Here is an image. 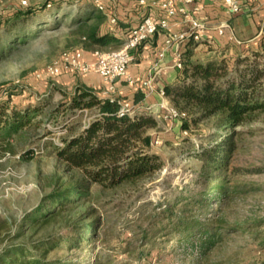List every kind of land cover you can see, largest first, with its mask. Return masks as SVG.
I'll list each match as a JSON object with an SVG mask.
<instances>
[{
  "label": "trees",
  "instance_id": "obj_1",
  "mask_svg": "<svg viewBox=\"0 0 264 264\" xmlns=\"http://www.w3.org/2000/svg\"><path fill=\"white\" fill-rule=\"evenodd\" d=\"M71 2L48 0L41 6L18 7L9 18L0 19V28L6 23L5 31L10 34L15 31L18 41L25 40L27 34L23 33L30 26L43 27ZM126 5L132 9L135 6ZM98 10L91 8L73 19L72 24L78 25L83 43L88 48L103 49L121 45L131 29L126 27L125 17H119L115 30L104 29L107 12ZM109 14H115L113 9ZM92 20L95 22L89 24ZM61 21L55 22L56 28ZM260 41V49L203 61L193 59L194 47L199 42L188 40L182 52V79L176 85L167 86L165 91L172 103L187 113L185 129L202 121L212 122L206 136L208 142L196 153L201 162L197 175L199 188L174 204L165 207L161 204L145 217L135 218L136 225L140 226L139 230H133L141 241L139 246L151 243L153 251L175 245L174 254L183 252L182 264H202L208 261V255L225 235L238 230L228 221L224 210L241 192L237 177L243 170L237 161L242 138L237 127L256 121L264 113V83L261 82L264 33ZM62 91L65 98L46 112L38 100L25 105L10 97L0 101V141H8L37 126L39 121L35 118L42 113L58 118L78 109L97 110L95 118L80 131L63 136L62 145L51 144L56 157L68 169H77L83 179L53 190L26 214L16 231L9 234V241L0 248V264H83L82 260H74L79 253L74 251L91 249L92 243L100 238L102 218L94 216L93 208L77 214H72V210L88 195L90 185L98 184L106 189L136 185L162 167L161 156L146 148L152 139L145 134L146 127L156 124L154 118L141 112L121 113L119 97H102L84 84H78L71 94ZM141 99L138 96L136 101ZM51 224L55 226L47 228ZM124 249L127 253L133 251L130 245ZM90 251L94 254L93 264H101L100 252ZM110 262L108 259L103 264Z\"/></svg>",
  "mask_w": 264,
  "mask_h": 264
},
{
  "label": "rangeland",
  "instance_id": "obj_2",
  "mask_svg": "<svg viewBox=\"0 0 264 264\" xmlns=\"http://www.w3.org/2000/svg\"><path fill=\"white\" fill-rule=\"evenodd\" d=\"M47 1L27 0V4H22V0H0V19L9 18L18 7L41 6ZM71 1L59 11L57 17L48 19L43 27L32 25L24 31L23 34H27L25 40L18 41L15 31L12 34L5 31L6 23L0 28V98L10 97L22 105L38 100L45 112L53 109L65 98L64 92L54 83L56 80L47 79V83L41 84L43 79L38 74H41L44 67L63 50L80 46L87 49L79 34L78 25L72 24L76 14L85 13L91 8L99 9L98 2L104 4V13L107 12V15L103 20V27L107 29L110 28L109 13L112 7L121 2ZM122 1L135 5L131 11L135 15L134 19H140L144 14L150 13V10H156L151 4L160 0H145V4H141L140 0ZM242 2L247 4L250 1ZM120 9L118 6L114 12L118 21L119 17L123 18L127 12L124 11L125 8L122 11ZM219 17L214 16L212 20ZM57 20L62 21L56 28ZM93 22L95 21L92 20L89 24ZM260 22L264 26V21ZM215 23L210 21L209 28L216 26ZM234 34L239 40L243 38V35L236 32ZM13 41L15 42L12 43ZM198 42L194 47L193 59L203 61L211 57L221 59L228 45L234 47L233 53L228 52L229 55H226L228 58L251 49H260V46L255 44L248 43L250 45L247 46V42ZM250 58L253 60L254 57ZM232 65L233 62L230 66ZM243 66L244 64H240V67ZM81 75L77 74L76 78L79 79ZM261 82L264 83V76ZM124 102L132 103L131 100ZM135 109L136 112L143 111L139 106ZM47 114L48 112L37 115V126L14 135L8 141H0V248L9 241V234L16 231L26 214L36 208L45 196L57 188L83 179L77 169H68L56 157L51 144L61 145L63 136L70 135L72 131H80L84 124L95 118L97 110L78 109L58 118H50ZM144 115L156 120V124L146 127L145 134L152 138L146 148L161 156L162 167L136 185L106 189L98 184H91L88 195L72 210V214H77L87 208H93L96 211L94 216L102 218L100 238L92 243L90 249L100 252L101 264L108 259H111L109 264L183 262V252L174 254L175 245L153 251L151 243L144 247L139 246L141 241L134 233L140 226H137L134 220L152 213L161 204L163 207L166 204H174L180 197L187 196L199 188L197 175L201 162L196 153L203 143L208 142L206 136L212 128V122L202 121L198 125H191V129L185 134L184 119L175 121ZM237 129L241 130L239 136L242 138L237 161L243 170L237 177L241 192L228 203L224 212L228 221L238 230L225 235L208 255V261H203L202 264H264V113L260 114L256 121L240 125ZM64 213L68 214L66 211ZM127 224L132 227H127ZM53 226L55 224L47 228ZM128 245L133 249L131 253L125 252L124 248ZM90 250L74 251L79 252L74 260L93 264L94 254ZM140 252L142 254H139Z\"/></svg>",
  "mask_w": 264,
  "mask_h": 264
},
{
  "label": "built area",
  "instance_id": "obj_3",
  "mask_svg": "<svg viewBox=\"0 0 264 264\" xmlns=\"http://www.w3.org/2000/svg\"><path fill=\"white\" fill-rule=\"evenodd\" d=\"M207 1V0H206ZM206 1L199 0H160L153 2L151 5L156 7L154 13H148L143 16L137 25L132 27L123 41L117 48H95L91 56L93 61L87 59V49L83 46L65 49L58 56L54 57L44 68L41 79H55L61 75L71 73L87 74L96 72L99 74L107 86L103 91L105 97L116 98V81L125 79L131 83L134 82L129 67L135 60L134 50L138 49L144 42L151 39L159 30H165L166 38L164 48L159 53V59H163L166 50H175L176 65L183 69L181 45L193 39L198 42L206 37L209 30V22L207 18H200L196 15L197 11H201L206 6ZM211 3L221 2L225 12L229 16H238L244 12H256L264 8V0H252L244 4L242 0H208ZM141 4H145V0H140ZM22 4H27V0H22ZM97 7L101 11H105L106 5L98 2ZM110 29L115 30L118 17L115 14L109 16ZM174 19H179L187 25L183 31H172L171 23ZM229 22L224 21L216 26L217 35L223 36L228 32ZM230 30V29H229ZM228 37L231 41L242 43L235 34L230 31ZM215 38L209 39L215 42ZM152 78L143 82L144 86L151 87ZM163 96H167L166 91L161 90ZM2 98H0V101ZM136 105L121 100V113L135 114ZM161 118L165 120L184 119L187 113L180 110L170 101H162L160 104ZM88 111L87 108L83 109ZM184 133H188V129H184ZM157 143L159 140L156 141ZM61 145L63 143H60Z\"/></svg>",
  "mask_w": 264,
  "mask_h": 264
},
{
  "label": "crops",
  "instance_id": "obj_4",
  "mask_svg": "<svg viewBox=\"0 0 264 264\" xmlns=\"http://www.w3.org/2000/svg\"><path fill=\"white\" fill-rule=\"evenodd\" d=\"M200 1L205 2L206 0H199V2ZM126 4L127 2L121 0V2L116 3L115 6H119L121 11L124 8L126 9L124 11H127L126 14L128 15L125 14L126 16H124V22L127 28H132L139 23L141 18L134 19L135 15H133V12L131 11V6ZM116 7H112L113 12H115ZM154 12L155 10H150V13ZM196 15L200 18H207L209 24L210 21L216 22L214 24L216 26L225 20L229 22L230 28H228L226 35L218 36L216 26H214L209 28L203 42L207 41L210 43L211 41H209V39L215 38V42L211 43H216L218 40L220 42L224 41L228 43V40L231 41L228 37V33L232 31L233 33L236 32L239 35H243L241 42H247V46L250 44H255L256 46L260 45V40L264 33V26L260 22L261 20L264 21V8L258 10L255 14L247 11L238 16H229L225 12L221 2L211 3L207 0L205 8L201 11H197ZM214 16L220 17L216 20H212ZM186 28V24L181 22L179 19H174L171 23L170 29L172 31H183ZM166 33L167 32L165 30H159L151 39L144 42L138 49L134 50L135 60L129 67V72L134 80L133 83L125 79H119L116 81V97H119L122 101L131 100L133 104L143 109V111H140L141 114H149L153 115V117L161 116L160 104L162 101L168 100L172 103L170 96H163L161 94V90H165L167 86L178 84L183 75V69H180L176 65L174 49L166 50L165 57L163 59H159V53L164 48ZM187 42L188 41L181 45L182 52L186 49ZM95 48L97 47H87V59L90 61H93L91 53ZM233 48L234 47L232 45L226 46V51H224L225 55L233 53ZM149 78L153 79L151 87L144 86L143 82ZM54 80H56L54 83L57 85L58 89L65 90L70 94L74 91L78 84H84L94 89L102 97H104L103 91L107 86L104 79L96 72L82 74L79 79L76 78V75L67 73L55 78ZM46 81L47 79H43L40 83L45 84ZM138 96H142V99L137 102L136 98Z\"/></svg>",
  "mask_w": 264,
  "mask_h": 264
}]
</instances>
